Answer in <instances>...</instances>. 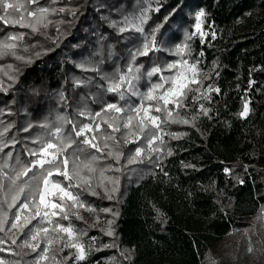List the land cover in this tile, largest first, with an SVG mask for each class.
<instances>
[{"label":"trees","instance_id":"trees-1","mask_svg":"<svg viewBox=\"0 0 264 264\" xmlns=\"http://www.w3.org/2000/svg\"><path fill=\"white\" fill-rule=\"evenodd\" d=\"M23 1L18 17L7 23L0 20V42L17 45L15 55L0 58V143L8 144L0 161L8 160L10 166L17 160L34 161L37 157L29 150L40 147L34 141L52 140L56 127H62V135L74 136L73 124L95 128L99 123L100 131L94 135L102 151L83 144L84 154L76 144L67 150L77 151L81 160L90 153L100 157L96 171L89 174L91 190L83 184L70 189L94 218L76 214L81 207H68V219L60 213L45 235L29 203L26 214L32 219L18 224L13 243L10 225L25 196L27 202L32 200L26 189L15 206L0 207V219L5 213L8 219L0 231V258L24 264L39 260L47 249L41 264H219L216 247L246 234L253 245L249 264H264V0ZM38 7L49 11L28 15ZM201 10L205 38L193 31ZM141 13L147 16L143 32L131 27L119 31L125 18L133 20ZM0 15H5L2 9ZM13 36L22 39L10 40ZM146 39L150 44L154 40L155 48L133 60ZM183 45H187L184 53L176 54ZM182 55L197 65L202 81L199 92L188 87L191 91L181 98L174 119L162 111L159 129L148 125L143 132L136 128L135 135H128L122 126L113 132L102 122L122 125L123 113H104L110 103L125 109L141 103L139 95L125 93L121 99L107 91L113 78L127 73L130 66L139 67L134 83L143 94L161 83V74L169 72L163 67ZM154 67L162 71L147 76ZM209 87L220 91L209 92ZM246 101L249 111L242 117ZM185 119L188 123L179 122ZM108 134L115 139L105 148L103 137ZM150 134L160 139L149 144ZM137 147L143 154L129 164L127 158ZM109 151L121 153L119 163ZM53 178L68 184L63 177ZM57 224L74 228L85 259H77L64 246L61 234L53 231ZM25 241H38V249H21ZM243 252L242 245L230 252L233 264H244Z\"/></svg>","mask_w":264,"mask_h":264},{"label":"snow or ice","instance_id":"snow-or-ice-1","mask_svg":"<svg viewBox=\"0 0 264 264\" xmlns=\"http://www.w3.org/2000/svg\"><path fill=\"white\" fill-rule=\"evenodd\" d=\"M31 3H38V0H30ZM21 5L9 3L8 0H0V9H2L5 13V15H0V20H4L5 23L8 21L6 20V16L8 15V9H19ZM49 9L38 7L35 11L29 12V16H36L37 14L44 15L45 13H48ZM59 11L63 12L65 9L61 8ZM75 14V13H73ZM205 13L203 10L197 13L196 15V29L198 32H200L201 29V23H202V17H204ZM147 19V16L145 13H142L140 17L134 18L133 20H129L128 18H125V27H121L119 29L120 32H124L128 30L129 27L133 28L137 32H143L142 25L145 23ZM135 20H138L139 23H136ZM23 26V25H22ZM32 27L33 31H36L37 28L35 25H29ZM203 35V33H201ZM190 39V37H188ZM22 39V37L13 36L10 37V40H18ZM17 45L15 43L10 42H0V58L8 55H15V49ZM187 45L178 46L176 49V54H181ZM155 48V42L154 40L151 42L144 43L142 50L138 49L136 53L133 56V60H135L136 56H147L150 51H152ZM16 59L23 60L24 58L21 56H16ZM185 65L187 64V61L183 62ZM176 64H169L168 69L176 68ZM140 69L139 67H132L130 66L127 70V73L122 74L118 77V79L113 78L112 83H110L107 91L117 93L121 99L124 98L125 93H130L132 95H139L141 98V103L138 106H129L127 109L122 108L118 106L115 103H110L106 106V108L103 110L105 114L108 112H116V113H123L122 119V125L120 126H114L113 123L104 120L103 123L107 124L109 128H112L113 132H119L121 130V126L124 129H127L128 135H135V129L139 128L141 132H143L144 128L148 125H151V127L159 129L160 123L158 121L161 120L159 116L153 115L152 111L154 108L155 112H161L162 109L167 113L168 118H172L173 112L172 110L167 108V105L169 103L175 104L176 108L181 107V101L180 98L186 95V89L188 91H191V89L188 88V83H199V81L196 79L198 76V72L196 70L195 65L191 66V72L192 76L191 78L185 77L183 73H178L175 81H172V78H168L165 80V83L172 82V86L167 88L164 93L160 95H154V93L157 92V90L163 88V84L158 83L154 84L146 93L140 94L138 90L136 89V85L134 81L139 79V73ZM162 70L158 67H154L151 69V71L147 72V76L151 77L154 74L161 72ZM8 79H13L12 76H9ZM163 79V78H162ZM187 80V83H184L183 81ZM0 87H2V84H0ZM216 91L219 92L220 90L212 89L209 87L208 91ZM198 91V89H197ZM208 98V97H205ZM144 101H155V105L153 104H147L145 105ZM161 101L163 104L161 105ZM201 112H203L205 115H207V109L201 105L200 108ZM248 105L245 103L244 110L240 115L246 116L248 113ZM80 115H88V113L81 112ZM97 117L101 116V113L95 114ZM179 115V113H177ZM62 121H65L67 123H72L71 121H66L65 118H60ZM172 122H177L173 120ZM182 123H188V120H182L179 121ZM43 127H47V125H43ZM5 132H7V128L4 129ZM27 131V129H25ZM62 127H56L55 131L51 134L53 139L44 141L43 139L39 141H34L39 143L40 147L37 150H29V155L37 157L34 161L29 162L28 164H24L21 161L17 160L15 165L10 166L8 163V160H2L0 161V207L3 205H7L8 208H12L15 206L16 202L19 201L20 197L25 193V190L27 189L29 194L32 196V200L30 202H27V196H25V201L20 206L21 208L27 209L29 207V203H31L35 207V214L34 217L41 216V208L40 205H43L45 209L49 207V202L46 200V197L53 196L55 197L57 193H60L62 195L59 196L58 202L51 203V208L56 209L59 208L64 215L62 216V219H68V215L65 212V206H64V199L67 198L71 200L73 203L69 206L71 208L75 207H85V205L79 201L78 196H74L72 192L70 191L73 187H80L81 184L90 188V175L91 173L96 171V165L100 157H98L95 154H88V157L85 160H81L80 156L77 155V151L80 154H84V149L80 147V144L87 145L90 148H93L96 150V152H101V147L95 143L97 140L96 135H92L90 138L86 135L87 133H93V132H99L100 131V124L97 123L95 125V128L91 124H86L80 127H77L75 124L72 125L71 131L74 133L73 135L64 136L62 135ZM151 139H149V144L154 143L156 139H160L158 136H154L152 134ZM3 136V133H0V137ZM78 137H84L83 140L78 141L75 138ZM114 136L111 134H108L107 136L103 137L104 140V147H108V141L114 140ZM136 139H139V136H136ZM128 142V141H126ZM135 142V141H131ZM73 144L77 145V151H73L72 153H68V149L72 147ZM5 147H8L7 143H0V152L3 151ZM143 149L140 147H137L135 149L134 155H131L127 158V162L129 164L137 162L138 159L142 156ZM171 154V153H169ZM109 156H114L117 163H119L120 155L121 153L112 151H109ZM7 156L9 159H11V153H7ZM71 163V171H69V164ZM47 166V167H46ZM5 169H9V171H5ZM33 169H38V172H33ZM116 171H120L119 168L115 169ZM32 172V175L29 176L28 174ZM101 175H103V172H101ZM54 176H60L63 177L64 180L68 181L67 185H63L62 181L54 180ZM24 177H28V179L24 180ZM23 182L21 183V181ZM75 181V183H73ZM113 183H118V178L113 180ZM115 191V188L113 189ZM95 194V193H93ZM91 210V209H88ZM59 213L52 212V215H58ZM44 216H48L49 213L47 211L43 212ZM20 216H15V220L11 223L10 229H17L18 224L20 222ZM8 224L7 219V213L4 214V218L0 219V231L5 230V225ZM56 228H58L62 232H66L69 234V236L72 235L71 228H65L60 224L56 225ZM45 233H47L48 229L44 228L42 229ZM39 231L31 236V240H36L37 236L39 235ZM111 234V233H109ZM16 241L13 240V243ZM25 246L31 247L33 251L36 250L38 245H32L29 244L28 241H25ZM51 243V241H49ZM65 247L68 246L67 243L64 245ZM72 247H76L78 249L79 255L77 259L83 260L85 259V251L83 248V245H78L73 243L71 245ZM251 251V249H249ZM44 252H47V249H44ZM46 255H41L40 259H46ZM0 264H3L2 261H0Z\"/></svg>","mask_w":264,"mask_h":264},{"label":"rangeland","instance_id":"rangeland-1","mask_svg":"<svg viewBox=\"0 0 264 264\" xmlns=\"http://www.w3.org/2000/svg\"><path fill=\"white\" fill-rule=\"evenodd\" d=\"M8 2L9 3H13V4H18V5H23V4H25L24 3V1L23 0H8ZM20 9V8H19ZM19 9H8V15L6 16V20L7 21H9V20H13L14 19V15H15V17L18 15L17 13H21V11L19 10ZM200 12V11H199ZM142 14V13H141ZM141 14L139 15V16H141ZM197 15V14H196ZM19 16V15H18ZM17 16V17H18ZM9 18V19H8ZM15 20L17 21L18 19L17 18H15ZM18 23H20V22H18ZM196 23H197V21H196V16H195V22H194V24H193V31H194V33L195 34H197L198 36H200V37H204L205 38V36H206V32H205V30L203 29V17H202V23H201V29H200V32H198L197 31V29H196ZM201 33H203V35H201ZM184 53V51L182 52V54ZM180 55V54H179ZM184 61H187V64L185 65L183 62ZM169 64H176L177 65V67L176 68H173V69H168V65ZM192 65H195V67H196V70H197V72H198V76L196 77V79L199 81V83H188V87H191L192 86V89H199L197 92H199L200 91V88H201V81H202V78L200 77V72H199V69L197 68V65L196 64H192L190 61H188V59H186L185 57H183V55L182 56H179L178 58H177V60L175 59H173V61H171L170 60V63H168V64H166L164 67H163V69H165L166 71H169V72H167V75L164 73V75H162L161 74V77L163 78V79H161L162 80V82H161V84H163L164 86H163V88H161V89H159V90H162L161 91V93L160 94H162V93H164V91L167 89V88H169L170 86H172V82L170 81L169 83H165L164 81L165 80H167L168 78H172V81H175V79H176V77H177V74L178 73H183V75L185 76V77H188V78H191V76H192V72H191V66ZM184 83H187V80H184L183 81ZM186 92H188V90L186 89L185 90ZM159 94V95H160ZM155 95V94H154ZM182 98V97H181ZM181 98H180V101H181ZM145 103V102H144ZM245 103H247V105H248V101H246ZM147 104H153V105H155V101H148L147 103H145V105H147ZM163 104V102L161 101V105ZM167 108L168 109H170V110H172V112H173V114H175L176 112H177V110L176 109H178V108H176V106H175V104H173V103H169L168 105H167ZM162 111H164L163 109H162ZM162 111L161 112H155L154 111V108H153V111H152V114L153 115H156V116H161V113H162ZM169 120H172V119H174V117L172 116V118L170 119V118H168ZM158 123H160V121H158ZM92 135H94V132L93 133H90V135L88 136V137H90V136H92ZM71 167L72 166H70V164H69V171H71ZM54 179V178H53ZM71 191V190H70ZM72 192V191H71ZM73 194V193H72ZM60 195H62V194H60V193H57V195L55 196V197H53V196H48V197H46V200L49 202V207L47 208V209H45L44 208V206L43 205H40V208H41V216H38V217H35L34 219H37L38 220V222H39V224L41 225L40 227H43V229L44 228H47L48 229V231H50L51 230V223H53V219L56 217V216H58L60 213H62L61 211H60V209L59 208H56V209H53V208H51V203H53V202H58L59 201V196ZM75 196V195H74ZM63 203H64V206H65V212H67L68 211V207L73 203L71 200H69V199H67V198H65L64 199V201H63ZM67 209V210H66ZM88 209H90V208H81V210H77V212H76V214H78V213H80L81 214V216H83V218L84 219H86V220H91L92 218H94L93 217V211L92 210H88ZM26 211H28V208L27 209H24V208H22V210H20V212H19V216H20V225L21 224H24V223H26L27 221H29L30 219H32V216H30L29 214H26ZM44 211H47L48 213H49V215L48 216H44L43 215V212ZM52 212H56V213H59L58 215H55V216H53L52 215ZM45 223V224H44ZM49 223V224H48ZM47 224L49 225V226H47ZM70 227V226H69ZM69 227H65V228H69ZM71 228V230H72V235L71 236H69V234L68 233H66V232H62V231H60L58 228L56 229V230H54L53 228V231H54V233H56V234H61V236L60 237H63V239L62 240H64V242L65 243H67L68 244V246H67V249L71 252V253H73V254H75V256H76V258L78 257V255H79V252H78V249L76 248V247H72L71 245L73 244V243H75V244H78V245H83L81 242H79V240L78 239H76V234H75V232H74V228H72V227H70ZM15 231H18V229H12V232H10V236L12 237V238H14V240L16 239V234L17 233H15ZM47 231V232H48ZM45 235H46V233H45ZM48 241V240H47ZM51 241V240H50ZM24 245V243L21 245V249H23L24 250V248H25V245ZM32 245H39V242L38 241H36V243H34V244H32ZM238 245H242V246H244V252H243V260L242 261H244V264H249V259H251V257H252V252H253V245H252V243H251V239H250V237L248 236V235H246V234H240V235H238L235 239H233L232 241H230V240H227V241H224V243H221V245H218L217 247H216V249H215V258H216V261L219 263V264H233V260L230 258V252L232 251L233 253L234 252H236V247L238 246ZM83 248H84V245H83ZM38 249V247L36 248V250ZM249 249H251V251H249ZM35 250V251H36ZM23 253V255H27V254H25L24 252L25 251H22ZM30 252H34L32 249H31V251ZM46 254V253H45ZM44 254V255H45ZM41 260L42 259H39L38 260V257L37 258H34V259H32V260H27V261H25V263L24 264H41ZM0 261H2L3 262V264H20V261H13L12 259H11V261L10 260H7V259H2V258H0ZM251 264H256V261H251Z\"/></svg>","mask_w":264,"mask_h":264}]
</instances>
